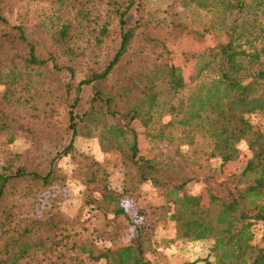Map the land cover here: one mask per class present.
Wrapping results in <instances>:
<instances>
[{
    "label": "trees",
    "instance_id": "trees-1",
    "mask_svg": "<svg viewBox=\"0 0 264 264\" xmlns=\"http://www.w3.org/2000/svg\"><path fill=\"white\" fill-rule=\"evenodd\" d=\"M159 1L161 14L149 0H38L37 21L28 8L11 24L5 12L12 0H0V134L8 145L26 134L30 145L0 163V264H42L54 251L47 264H83L85 254L91 262L153 264L146 253L155 227L146 222L134 242L115 248L121 229L134 225L124 197L136 201L149 182L170 204L178 237L214 239L216 261L207 264H264V233L260 245L251 230L264 225V132L251 121L264 113V0ZM134 6L137 19L127 28ZM192 6L216 8L223 19L193 28L182 11ZM209 36L213 45L186 51L193 63L186 80L172 61L176 43L190 37L205 44ZM88 87L90 107L80 112ZM138 124L153 157L142 153ZM77 136H96L104 151H117L129 181L114 190L101 162L88 165L84 202L104 214L109 247L92 234L70 243L76 234L65 231L73 223L50 220L59 204L44 217L35 208L38 193L65 185L58 161L75 151ZM243 141L252 153L247 165L220 179ZM194 181L206 183L208 205L203 194L187 192Z\"/></svg>",
    "mask_w": 264,
    "mask_h": 264
},
{
    "label": "rangeland",
    "instance_id": "rangeland-1",
    "mask_svg": "<svg viewBox=\"0 0 264 264\" xmlns=\"http://www.w3.org/2000/svg\"><path fill=\"white\" fill-rule=\"evenodd\" d=\"M150 1L152 2L151 7L154 9L153 11L157 14H161L163 4L159 0H149V2ZM42 5L43 3H39L38 0H12V6L7 8L5 16L11 24H17L20 21L21 14L29 8L30 19L37 21L39 18V10ZM157 7H159V10H157ZM182 11L183 20L197 29L209 27L211 23L223 19V16L216 8L212 10H202L192 6L182 9ZM136 19L137 12L136 6H134L127 16L126 27L129 28L134 26ZM214 43L215 40L212 36H209L205 44H200L190 37H184L176 43L172 61L174 64L182 66L186 80H189L190 72L193 68V63L185 61L184 59L186 51L198 50L205 45L211 46ZM107 51L106 54H109V50ZM91 93L92 90L90 87L85 88L80 112L89 109ZM251 121L264 132V113L252 114ZM137 128L141 133L139 141L142 153L147 157H153L154 154L149 137L144 133V129L140 124L137 125ZM4 139L5 137L0 134V163L4 161L8 153L22 152L30 146L26 134L21 135L10 145L6 144ZM74 146V152L62 156L58 161V167L66 178L65 185L61 187V185H59L61 181H58L56 183L57 185H54L46 192L38 193L36 196L35 208L40 213L41 217H44L46 214L44 215L43 213L49 206H52L53 203L59 204L58 214H50V220L56 221L57 218H61L62 220L68 219V222L70 221L73 223L72 225L75 227H70L65 231V234H68V236H70V234H76V236L69 237L68 240L70 243H72L74 239L78 240V242H83L87 238L89 239V236L92 234L98 246H112V243L108 239L109 237L104 235L105 233L103 230L106 228L102 225L105 222L104 214L97 211L94 206L86 205L84 202L86 197L84 179L87 176L88 165L91 164L93 160H96L103 164L106 171L105 177L108 180L107 185L114 190L123 191V186L125 184L128 185L129 181L126 178L120 155L115 150H110L109 152L104 151L101 148L99 138L96 136L89 138L77 136L74 140ZM239 148L242 151L241 156L237 160L228 162L224 171L218 176L220 179H226L234 173L241 172L247 165L248 159L252 156L248 144L243 141L240 143ZM186 149L185 147V150ZM213 165L218 166L219 163L215 161ZM206 188L205 182L194 181L188 184L187 192L190 194H203V203L208 205L210 196ZM91 191L95 192V194L100 197V189L92 188ZM123 204L134 221V225L126 226L121 229V235L120 238L116 240L115 248L134 242L137 235V225L146 222L148 226L151 225L155 227L152 235V249L146 253V257L151 260L153 264H207L203 261L205 258H209L212 262L216 261L215 253L212 250L214 246L213 238L190 241L177 236L176 223L170 218L172 210L168 209V211H166V209L170 207V204L168 205L167 199L162 194V191L154 188L150 182L143 184L141 190H136V201L133 197L126 196L123 199ZM171 206L174 205L172 204ZM140 210H142L141 212L143 213H140ZM109 217H113V215L110 214ZM121 220L123 219L121 218ZM121 227H123V225ZM109 228L110 227H108L107 230ZM251 230H253L255 234L254 243L263 245L262 236L264 233V225L262 222L253 224ZM42 233L46 236L52 235L49 228L43 229ZM58 238L59 237H57V239ZM53 240L54 239H51L49 244H51ZM56 252L57 251L48 253L44 257L42 264H47V261L56 257L58 255ZM74 252L77 253L78 250ZM83 258L85 259L83 264H107L103 259L101 261L91 262L87 258V254H85ZM197 260L200 261L197 262ZM73 262L75 263V261ZM64 264H70V262L66 261Z\"/></svg>",
    "mask_w": 264,
    "mask_h": 264
}]
</instances>
